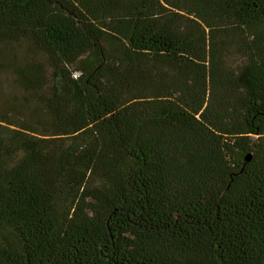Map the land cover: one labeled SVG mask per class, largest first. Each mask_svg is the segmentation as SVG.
<instances>
[{
    "label": "trees",
    "instance_id": "trees-1",
    "mask_svg": "<svg viewBox=\"0 0 264 264\" xmlns=\"http://www.w3.org/2000/svg\"><path fill=\"white\" fill-rule=\"evenodd\" d=\"M2 74L0 264H264V0H0Z\"/></svg>",
    "mask_w": 264,
    "mask_h": 264
},
{
    "label": "rangeland",
    "instance_id": "rangeland-1",
    "mask_svg": "<svg viewBox=\"0 0 264 264\" xmlns=\"http://www.w3.org/2000/svg\"><path fill=\"white\" fill-rule=\"evenodd\" d=\"M231 64H232V66H236V60H234ZM2 75H3V79L0 80V107L4 104L5 106L2 108V109H4L5 107L7 108L10 105L9 102H11V100H7V98H6V97L9 98L11 96V94L8 95L10 93V91L7 87L9 84V81H10V76L7 74H2ZM6 95H8V96H6ZM18 101H20L21 103H24L25 99L24 98H21L20 100L14 99V102H18ZM2 125H5V124H2Z\"/></svg>",
    "mask_w": 264,
    "mask_h": 264
},
{
    "label": "water",
    "instance_id": "water-1",
    "mask_svg": "<svg viewBox=\"0 0 264 264\" xmlns=\"http://www.w3.org/2000/svg\"><path fill=\"white\" fill-rule=\"evenodd\" d=\"M248 160H250V158Z\"/></svg>",
    "mask_w": 264,
    "mask_h": 264
}]
</instances>
